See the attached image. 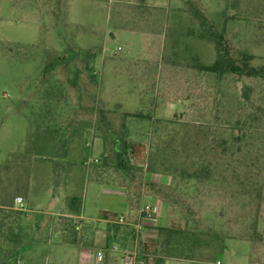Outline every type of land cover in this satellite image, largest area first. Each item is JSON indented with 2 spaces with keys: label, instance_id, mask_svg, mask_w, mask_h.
Masks as SVG:
<instances>
[{
  "label": "rangeland",
  "instance_id": "rangeland-1",
  "mask_svg": "<svg viewBox=\"0 0 264 264\" xmlns=\"http://www.w3.org/2000/svg\"><path fill=\"white\" fill-rule=\"evenodd\" d=\"M200 19L204 27L209 24L220 33L232 51L251 54L253 65L264 63V0H0V163L13 157L21 169L33 155L36 166L27 181L20 173L18 184L5 182L7 192L0 197L20 195L37 202L0 216V258L2 249L11 247L3 235L21 227L22 242L32 244L23 253L24 261L15 264H76L70 256L47 254L50 219L44 214L47 220L36 228V209H49L51 201L66 209L69 195L80 194L91 176L126 190L128 181L109 155L125 140L144 145L129 160L135 177L131 188L146 181L176 184L182 201L193 203L203 223L224 238L226 247L216 257L219 264H264V79L216 78L191 67V55L206 64L215 58L212 40L198 37L205 31ZM76 69L80 76L75 80ZM245 83L251 86L249 102L234 103ZM52 88L55 94L44 93ZM97 104L108 110L106 120L96 113ZM138 110L152 119L121 117ZM239 114L247 118L250 130L238 145L223 148L222 139L231 136L228 123ZM41 119L54 120L46 129L56 136L64 131V141L86 145L82 157L71 154L66 159L78 166L72 178L57 169L60 172L43 179L37 170L47 143ZM168 136L181 158L180 144L190 147L187 171L197 168L196 159L206 167L197 179L181 178L178 171H147L155 147ZM89 166L92 175L86 171ZM98 191L92 198L96 204L101 201ZM155 200L163 201L143 191L140 207ZM151 216L142 220L143 226L179 224L182 219L179 209L163 202ZM67 219L57 215L56 223L71 238ZM137 219L135 215L127 221ZM75 224L76 238L86 233L89 248L103 252L113 240L106 252L123 257H138L137 240L150 244L154 237L152 230L137 235L130 224L118 222ZM112 231L117 233L114 238ZM179 260L167 259L166 264H187Z\"/></svg>",
  "mask_w": 264,
  "mask_h": 264
},
{
  "label": "trees",
  "instance_id": "trees-1",
  "mask_svg": "<svg viewBox=\"0 0 264 264\" xmlns=\"http://www.w3.org/2000/svg\"><path fill=\"white\" fill-rule=\"evenodd\" d=\"M199 26L202 27L201 30H205L198 34V37L206 38L212 40L215 49L214 60L206 64L198 59V56L191 55V62L189 63L191 67L196 69L198 72H207L215 75L216 78H221L222 76H232L233 78H249V79H264V63L260 65L251 64L252 55L242 51H232L230 45L225 41L220 33L213 32L209 24L204 27V20L200 19ZM69 55L74 53L71 51ZM56 60H61L57 58ZM44 72V71H43ZM80 76V69H76L74 73L75 80ZM235 78V79H236ZM250 85L243 84L240 89L239 95L234 99L235 102H249L250 100ZM55 89H48L44 93L55 94ZM218 94V92H217ZM95 111L98 115L106 120V115L108 110L104 109L100 104L95 106ZM263 123H264V112H263ZM122 118L134 117L140 119H152L151 114L144 113L141 110L134 112H123ZM232 117V116H230ZM154 123L159 122L158 118H153ZM247 118L242 115L233 116V121L228 123L229 131L231 136H228L221 141L223 148L231 145H238L244 136L248 134L250 130V125L247 123ZM170 123V122H169ZM168 123V124H169ZM172 123V122H171ZM164 128L167 127L163 126ZM157 132V131H155ZM171 136L164 138L160 146L155 147L154 153L150 156L151 162L147 165V171L153 172L157 168L165 173H174L178 171L181 178H191L197 179L199 177V172H202L206 167L199 159L195 160L197 166L196 169L191 172L184 168L185 160L189 154V146L187 142H182L180 144L181 152L184 153V158L178 156L180 153L177 149L173 148L171 144ZM262 148L264 150V139L262 140ZM129 150L130 156H125L126 151ZM144 150V145L140 143H128L125 140L121 142V148L114 150V152L109 153L116 160V167L121 171V176L124 181H128L126 184L128 206L139 211L140 199L142 197L143 191L150 195L161 198L165 205L171 206L172 208L179 209L182 213L181 223L174 224L170 223L167 225H152V223H146L143 229L152 230L154 237L151 239L150 244L143 241L140 237H137V251L138 259H143L145 264H164L167 258H180L187 261H192L193 264H219L217 260V255L223 251L226 247L223 240L224 238L217 234L216 229L210 225L203 223L201 213L193 209V203L190 201H182L181 195L177 185L172 183H157L154 181H146L144 183H134L137 184L136 187L131 188V182L135 179L133 170L129 165V160L135 151ZM158 161V166L154 164V161ZM142 189V190H141ZM71 203L75 207V212H79V201L78 197H72ZM12 205L9 207H0V216L5 215L7 209H11ZM13 209V208H12ZM16 210V209H15ZM19 211V210H17ZM145 215V213H142ZM116 213H109L107 218H114ZM40 214H36V218ZM216 216L221 218L220 213L217 212ZM152 219L151 217H147ZM66 223L72 228L70 230V235L73 240L76 238L75 225L73 226L70 218L67 219ZM37 227V225H35ZM133 233V228H131ZM130 231V232H131ZM111 232V231H110ZM110 232L108 234H110ZM142 232V231H141ZM139 233V235L141 234ZM113 238L116 236V231L111 233ZM3 235V234H1ZM23 229L21 227L13 228L10 232L3 235V242H10L11 247L8 249H2L1 263L4 264L10 260L15 264L16 260L24 261L23 253L31 248V242H22ZM264 240V238H262ZM114 246L113 240L109 242L106 249H111ZM151 255V257L149 256ZM123 261V256H117L113 251H107L100 263L98 264H121ZM190 264V263H189Z\"/></svg>",
  "mask_w": 264,
  "mask_h": 264
},
{
  "label": "crops",
  "instance_id": "crops-1",
  "mask_svg": "<svg viewBox=\"0 0 264 264\" xmlns=\"http://www.w3.org/2000/svg\"><path fill=\"white\" fill-rule=\"evenodd\" d=\"M53 121L54 120L48 121L47 119L39 120V125L45 126L43 140L47 143H44L42 145V161H39L41 165L38 164L39 166H37V170H41V177L43 176V179L44 177H48V179H50L52 177V174H57L58 172H60L58 170L62 169L64 171L63 174H65L70 179L75 175V171L77 170L76 168L78 166L74 160L66 161V159L70 157L69 155L71 154L73 158L82 157V151L86 148V145H83L81 143H75L71 140H68L69 143L68 141H64L62 139L64 138L62 137V134L65 136V134L63 133L64 131L58 132L59 136H56V133L54 132L51 133L49 129H46V127L51 125ZM51 140L53 141V143H49ZM28 156L26 157V162L25 164H23V168L21 169L19 168V161L12 160L14 159L13 157L7 159L6 162L0 163V192H7L3 189L5 186V182L10 183L8 184L10 185V187L13 184H18L20 173L26 175V181L29 179L30 176L32 177L35 175L34 169L36 168V166L34 164V161H32V159H34L33 155H31V158H28ZM97 160L98 159H96V161ZM90 170L91 166H89L86 171L90 172V174L92 175ZM89 179L91 180L90 183L87 184L88 186L82 187L80 194L69 195L70 199L72 197H78L80 199L78 213L75 212L74 209L76 206L72 205L71 200L68 201L66 209L61 208L58 205L56 199V203L51 201L49 209H36V211L40 214V216L36 218V228L39 229L40 222L47 220L45 215H47V218L50 219V224L47 230V233L48 235H50V237L46 241L50 252V254L47 253L48 255L52 254L65 257L70 256L75 260L76 264H98L106 253V248H104L101 260L97 261L95 257V251L101 249H91L88 247V244H85L84 241L85 238H87L86 233H81L80 236L75 238V240L69 238L70 236L66 233L64 227L56 223L57 215H64L74 222H77V220H79L81 222L90 223L92 224V226H96L97 222L99 223L98 226H100L104 222H110L107 218V215H109V213L122 214L126 218L132 216L135 217V215L138 217L139 211H135L128 206V198L124 187L111 185V183L109 184L107 182L97 181L92 178V176ZM96 184L102 185L103 188L98 191V189L96 188ZM106 184L110 186L105 188L104 185ZM97 191L100 192L101 196V201H98V204L92 201V198L97 195ZM15 196L16 195H14L12 199L9 197L7 200L5 196L0 197V207L7 208L9 207V205H12L13 207V199ZM53 196L55 197L54 194ZM26 202L32 203L33 205L37 204L36 201H25V203ZM161 206L162 201L160 207ZM167 259H165L164 264L167 263ZM179 261H184L189 264V261L184 259H181ZM121 264L127 263L121 262Z\"/></svg>",
  "mask_w": 264,
  "mask_h": 264
},
{
  "label": "built area",
  "instance_id": "built-area-1",
  "mask_svg": "<svg viewBox=\"0 0 264 264\" xmlns=\"http://www.w3.org/2000/svg\"><path fill=\"white\" fill-rule=\"evenodd\" d=\"M160 205H161V201H159V200H155V201H152L151 203L144 204L141 207V209L139 210L138 219L135 223L128 222L127 218L122 214H117L114 218H108V221L118 222L121 224H130L134 228L136 234L139 235V233L144 228L142 220L147 218V217H151L153 219V217L151 215L157 214L159 212ZM13 208L16 210H19V211H25L26 210L25 201H24V198L22 196L16 195L14 197ZM142 213H145V215H143ZM75 228L78 229L79 225L76 224ZM95 257H96L97 261L101 260V258H102L101 250L95 251ZM123 261H124V263H127V264H145L143 259H138L136 257L135 253L130 254V255H124ZM218 263H219V261H218Z\"/></svg>",
  "mask_w": 264,
  "mask_h": 264
}]
</instances>
